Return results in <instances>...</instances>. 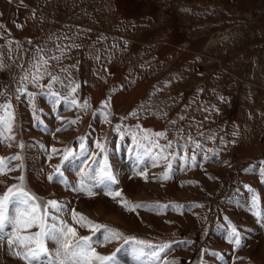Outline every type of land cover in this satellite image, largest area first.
<instances>
[{
  "label": "rangeland",
  "instance_id": "1",
  "mask_svg": "<svg viewBox=\"0 0 264 264\" xmlns=\"http://www.w3.org/2000/svg\"><path fill=\"white\" fill-rule=\"evenodd\" d=\"M39 56L63 85L79 84L76 98L86 109L53 104L22 81ZM63 85L54 90L67 93ZM0 93L14 113L11 132L0 136V159L15 169L0 175V196L23 176L31 194L64 205L70 224L75 209L125 236L169 244L159 264H264V224L249 210L255 195L264 212V0H0ZM137 126L164 133L161 145L172 142L170 178H163L167 161L153 166L149 142H134ZM81 137L87 151L78 154ZM97 142L118 181L111 187L142 205L135 211L105 196L103 186L92 197L73 190L99 153ZM53 147L61 151L53 155ZM65 147L76 155L61 164ZM193 152L196 165L185 164L181 157ZM57 164L67 183L47 179ZM229 223L241 235L239 248L227 241ZM46 245L50 253L39 264L55 256L56 245ZM94 246L102 255L116 252L119 264H137L132 242ZM24 250L0 241V264H25L15 255Z\"/></svg>",
  "mask_w": 264,
  "mask_h": 264
},
{
  "label": "snow or ice",
  "instance_id": "2",
  "mask_svg": "<svg viewBox=\"0 0 264 264\" xmlns=\"http://www.w3.org/2000/svg\"><path fill=\"white\" fill-rule=\"evenodd\" d=\"M39 54V53H38ZM51 59H59V57H52ZM48 76L49 80L46 85H42L40 81ZM22 81L33 84L34 86L41 89V93L47 95L52 99L53 104L60 103L61 100L68 102L71 106L81 109H86L88 103L85 101L83 104L78 103L76 94L79 88V84L75 81L70 82L67 85H63V81L59 76L52 75L48 71V59L43 56H39V59L35 61L32 69L26 72L21 78ZM61 84L68 89L67 93H61L54 90V85ZM18 93H25L26 87L24 84L17 89ZM3 93H0L2 95ZM36 93L29 94L30 98L34 97ZM19 97H17L18 99ZM108 105L105 104V107ZM37 109L33 104V111ZM0 128L3 129L0 132V136L4 132H11L12 122L14 119V113L12 111L11 103L0 104ZM135 115V113H132ZM60 117H58L59 119ZM105 119L107 117L105 116ZM77 120L67 121L68 125L75 124ZM139 129V126H137ZM65 130V128H57L56 131L60 132ZM119 131V129H117ZM134 142L143 147V141L149 142V147L147 148V153L151 154L153 160V166H157L160 161H167V167L163 174L164 179H168L169 172L171 170V160L167 154V149L172 147V142L169 141L166 145H161L158 140L164 137V133L156 132L151 133L144 129H139L138 132L131 133ZM7 139H12L11 136ZM80 150L78 154H83L87 151L85 144L83 143V137L80 138ZM195 150H201L202 145L198 142L191 141ZM21 148L24 147L23 144L19 145ZM97 149L99 153H103V159L100 161L96 160V155H92V163L88 164L84 169L81 170V180L79 185L74 187L73 190L77 192L84 193L85 195L92 197L95 195L93 188H99L103 186L104 195L110 197L112 200L116 201L125 211H135L136 208L141 207L140 204H133L132 202L126 200L122 192L115 190L111 187L118 183L116 177L108 164L107 148L101 143L97 142ZM182 147H187L183 145ZM152 149H159L158 152L152 153ZM61 150L53 147L51 153L57 154ZM61 164L73 157V150L69 147H65L62 150ZM173 157L174 153L171 154ZM209 156H205L204 159H209ZM12 160H21L22 157L15 155L11 157ZM185 164L196 165V153L188 157H181ZM8 158L0 159V175H5L7 172L14 171V168L7 167ZM97 164L98 171L93 169V174L90 175L89 169L92 168V164ZM23 167V165H20ZM138 175L144 176L145 173L142 171L137 173ZM261 176H264V168L260 170ZM54 177H60L58 182L67 183L63 180V173L60 171V164L54 166V171L48 175L47 179L51 182ZM20 183L10 186L7 191L0 196V241H7V244L11 247L16 245L19 249H25L24 251H16L15 255L23 260L25 264H39L40 258L42 256H48L50 249L47 247L46 242H52L56 245L55 256L48 259L47 264H119L116 260V252L109 255H102L95 248V244L111 243L114 240L123 239L125 243L132 242L139 247L136 249L137 264H145V261L140 260L142 256H147L150 258V264H159L161 261V253H164L166 249L170 247L167 243H162L159 245H153L148 241L137 239L131 236H125L123 233L117 229L111 228L106 224L96 223L89 219L87 216L76 211L71 210L72 223H68L62 218V213L65 211L64 205L55 199L44 200L43 198L37 197L31 194L24 187V177L20 176L17 178ZM86 180L91 183H86ZM119 198V199H118ZM12 204L14 207L9 209V205ZM252 215L256 217L258 223L264 224V212L259 210V200L253 195L251 208L249 209ZM6 225H10L12 228L11 234H6L4 228ZM73 225H78L81 228H87L91 231V236L79 235L77 228ZM37 229L34 232H30L29 229ZM230 231L227 234V241L229 244H233L235 248L242 246L241 235L237 231V228L230 224L228 225ZM102 232V240H93V236L97 233ZM148 249V251H145ZM119 251V249H117ZM168 264V262H165Z\"/></svg>",
  "mask_w": 264,
  "mask_h": 264
}]
</instances>
